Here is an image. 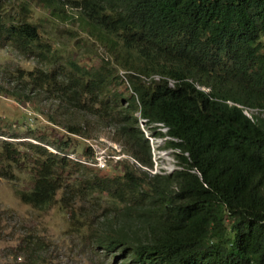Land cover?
Returning <instances> with one entry per match:
<instances>
[{
    "label": "trees",
    "instance_id": "trees-1",
    "mask_svg": "<svg viewBox=\"0 0 264 264\" xmlns=\"http://www.w3.org/2000/svg\"><path fill=\"white\" fill-rule=\"evenodd\" d=\"M37 1L55 17L75 11L77 28L107 59L20 73L0 93L19 102L55 96L59 120L46 116L50 123L86 137L87 123L72 117L88 114L131 161L107 176L67 160L68 137H33L56 153L22 144L29 155L0 141V168L30 163L27 188L13 190L18 201L36 211L57 203L66 234L113 264H264V0ZM2 36L22 53L38 39L27 23L0 24ZM236 105L262 114L249 120ZM140 126L164 131L156 135L171 140L179 169L149 174ZM25 243L16 251L27 264H46L50 246Z\"/></svg>",
    "mask_w": 264,
    "mask_h": 264
},
{
    "label": "rangeland",
    "instance_id": "rangeland-1",
    "mask_svg": "<svg viewBox=\"0 0 264 264\" xmlns=\"http://www.w3.org/2000/svg\"><path fill=\"white\" fill-rule=\"evenodd\" d=\"M75 13L63 8L61 15L55 17L42 8L37 0H0V24H31L35 26L38 35L37 44L31 45L29 52L25 53L17 51L3 36L0 38V87L10 89L11 81L18 79L20 73L23 75L67 68V60L86 68H94L101 59H107L102 47L77 28ZM40 50L44 51L43 55ZM45 50L50 53L46 54ZM116 75L123 73L116 70ZM120 80L117 90L122 93L128 86ZM0 97H3L0 98V128L6 135L15 134L19 137L10 143L21 154H30L22 146L25 143L37 144L48 152L56 153L33 137H46L50 141L68 137L70 148L65 155L67 160L77 161L93 173L113 176L120 172L122 160L131 161L120 152L111 129L90 119L88 114L77 112L72 117L75 122L83 125L87 123L82 130L86 137L72 136L50 123L46 116L59 120L54 116L59 113L54 112L57 104L55 96L40 92L25 102L14 101L2 93ZM250 113L255 116L262 114L261 111ZM12 123L15 125L11 127ZM28 127L31 130L29 135L26 134ZM140 127L150 146L152 169L148 171L149 174H170L179 169L177 152L167 146L171 140L156 135L158 132L162 135L164 131L158 128L148 131ZM29 166L30 163H20L17 168H13L3 164L0 168L1 173H5L0 176V264H27L26 257L20 256L16 249L25 245L30 237L50 246L41 256L46 264H113L115 258L112 255L97 251L89 241L82 243L76 236L66 234L67 216L57 203L46 210L36 211L18 201L13 190L27 188Z\"/></svg>",
    "mask_w": 264,
    "mask_h": 264
},
{
    "label": "built area",
    "instance_id": "built-area-1",
    "mask_svg": "<svg viewBox=\"0 0 264 264\" xmlns=\"http://www.w3.org/2000/svg\"><path fill=\"white\" fill-rule=\"evenodd\" d=\"M1 99H3V97H0ZM236 107L237 108H239V109H241V113L246 117V118H248L249 120H251V117H250V115H251V111L252 110H249V109H247V108H243V107H241V106H237L236 105ZM30 123V122H29ZM28 122H27V124H29ZM13 140L14 139H11V138H9L7 135H3V134H1L0 133V141H6V142H13Z\"/></svg>",
    "mask_w": 264,
    "mask_h": 264
},
{
    "label": "clouds",
    "instance_id": "clouds-1",
    "mask_svg": "<svg viewBox=\"0 0 264 264\" xmlns=\"http://www.w3.org/2000/svg\"><path fill=\"white\" fill-rule=\"evenodd\" d=\"M162 138V137H161ZM163 139H166V138H163Z\"/></svg>",
    "mask_w": 264,
    "mask_h": 264
}]
</instances>
